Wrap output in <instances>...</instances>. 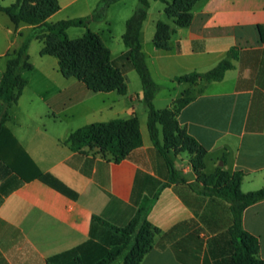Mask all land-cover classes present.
I'll list each match as a JSON object with an SVG mask.
<instances>
[{
	"label": "crops",
	"instance_id": "obj_1",
	"mask_svg": "<svg viewBox=\"0 0 264 264\" xmlns=\"http://www.w3.org/2000/svg\"><path fill=\"white\" fill-rule=\"evenodd\" d=\"M10 1L9 5L15 2ZM99 1L58 0L60 9L48 21L87 16ZM136 3L132 0L128 6L127 0H120L109 7L104 20L88 25H95L92 31L122 69L125 94L93 91L79 78L65 75L55 56L41 55L43 40L31 41L33 69L24 73L27 85L7 122L31 171L25 166L26 179H22L0 159V264H47L88 242L109 249L121 236L95 217L125 227L142 201L152 199L168 182L165 160L150 138L148 115H138L145 105L140 77L121 59L127 51L125 30L119 28L116 34L110 19L114 10L126 27ZM191 14L189 26L177 27L161 0L150 2L141 43L153 79L161 87L154 104L167 99L171 103L165 109H172L189 91L194 99L179 112L177 121L205 149L204 174H212L218 166L230 174L239 171L244 174L243 193L259 190L264 186V0H199ZM158 22L176 29L169 50L155 47ZM32 30L33 26L15 24L0 11V83L7 54L18 50ZM36 42L41 48L33 56ZM232 48H237L238 56L222 80L176 82L177 77L213 69ZM134 113L143 144L121 162L109 152L90 147L73 151L66 143L83 126L128 119ZM179 158L175 162L183 176L201 185L193 171L179 166ZM207 160L212 164L210 172ZM30 163L42 176H33ZM50 177L72 195L50 183ZM148 220L159 233L141 264H233L229 234L233 215L225 200L198 194L189 184L172 183L161 191ZM243 226L259 239V256L264 259V200L245 209ZM70 262L62 258L56 263Z\"/></svg>",
	"mask_w": 264,
	"mask_h": 264
},
{
	"label": "trees",
	"instance_id": "obj_2",
	"mask_svg": "<svg viewBox=\"0 0 264 264\" xmlns=\"http://www.w3.org/2000/svg\"><path fill=\"white\" fill-rule=\"evenodd\" d=\"M118 1L120 0H100L91 14L55 23L49 22L48 18L60 9L58 0H15L8 6L0 2V11L7 14L15 24L24 23L33 26L31 35L22 46L7 54V66L0 83V159L22 179H26L23 172L27 165L22 159L25 154L8 129L7 122L11 119V108L17 104L27 85L24 73L33 69L28 53L31 41L34 38L43 40L41 55L55 56L59 61L60 70L65 75L79 78L93 91H117L125 94L127 84L122 69L112 60L111 52L103 46L100 36L88 26L93 21L104 20L109 7ZM161 1L165 4V13L174 19L175 25L186 27L192 20L191 10L199 0ZM150 2L151 0H138L139 4L135 12L126 21L123 42L127 51L122 54L121 59L140 77L143 87L142 98L148 109L147 126L150 138L165 160L169 172L168 182L152 199L145 198L142 201L135 216L125 227H116L95 217V220L121 236L122 240L111 248L106 249L96 243L88 242L53 257L47 264H57L56 262L62 258L70 259V264H141L145 255L153 248L155 236L159 233V229L148 220V214L161 191L172 183L189 184L198 194L221 198L228 202L233 215V225L229 230L233 247V264H264V259L259 256V239L243 226L245 209L264 200V186L259 190L243 193L240 189L244 177L242 172L230 174L223 171L220 166L210 175L199 172V169L205 166L206 151L177 121L179 112L194 99L189 91L174 103L172 109L155 107L154 100L161 87L153 79L141 43V31L147 19ZM73 27L86 29L84 36L79 39L81 45L78 47L74 44L76 41L71 40L68 35V30ZM175 32L176 29L158 22L154 39L155 47L169 50V43ZM237 56V48H232L213 69L204 73L192 72L177 77L176 82L220 81L225 73L233 68V61ZM66 143L73 151L82 150L84 147L98 148L99 151L109 152L116 162H121L131 151L143 144L139 118L134 113L128 119L88 124L73 132ZM176 145H180L181 149L179 151L173 149L171 153V149L176 148ZM181 152L195 155L193 167L201 185L189 183L182 171L177 168L175 157ZM31 166L32 171L35 172L33 176H42L33 164ZM27 170L31 171L28 166ZM224 178L227 182H223ZM48 180L72 195L68 189L51 177Z\"/></svg>",
	"mask_w": 264,
	"mask_h": 264
},
{
	"label": "rangeland",
	"instance_id": "obj_3",
	"mask_svg": "<svg viewBox=\"0 0 264 264\" xmlns=\"http://www.w3.org/2000/svg\"><path fill=\"white\" fill-rule=\"evenodd\" d=\"M128 1V6H130V3L132 0H127ZM12 1L10 0H4L2 1V4L4 5H9ZM138 0H137V3L134 5V8H133V11H131V15L135 12L137 6H138ZM158 7H163V4L161 2H158ZM108 11L109 9L107 10V13H106V16L108 14ZM155 11V10H154ZM110 19L111 21L113 22V31L117 34L118 31H119V28H122L123 30H125V24H121L120 21L117 20V16L114 12V10L111 11L110 13ZM164 20L169 23L170 25H173V21L171 18H168L167 16L164 15ZM95 25L94 26H90L89 29L90 30H95ZM86 32V29L85 28H81V27H74L70 30V32H68V35L70 38H72L73 41H76L74 44L76 45V47L80 46L81 45V42L79 41V39H81L80 37L83 36ZM120 45H123L122 42ZM41 48V43L40 42H36L35 46H33L32 48V54L33 56H37L39 54V50ZM116 48V47H115ZM171 101L169 100H165V99H162V100H159V101H156L155 102V107L157 109H165V108H168V106L170 105ZM144 111V112H143ZM138 115L142 118L143 116H145L147 118V115H148V112H147V108L144 104H141L140 106V110H139V113ZM92 150H99L98 148H91ZM173 149L175 150H180L181 149V146L180 145H176V148H172L171 149V153H173ZM181 155V158L178 159V164L179 166L183 167V169H188L190 172L193 171L194 174H196V170L194 169L193 167V160L195 159V155L193 154H190L189 152H181L179 153L175 158H177L178 156ZM205 168V166H204ZM204 168H201L199 169V172H202L204 173ZM212 170V164L209 160H207V167H206V171L207 172H210ZM223 182H227V179L224 178L222 179ZM0 196H1V193H0Z\"/></svg>",
	"mask_w": 264,
	"mask_h": 264
}]
</instances>
